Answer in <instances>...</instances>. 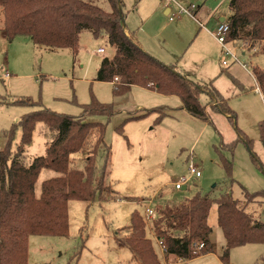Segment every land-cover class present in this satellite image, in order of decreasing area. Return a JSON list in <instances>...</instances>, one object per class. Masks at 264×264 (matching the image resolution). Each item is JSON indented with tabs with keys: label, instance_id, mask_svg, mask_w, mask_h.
I'll use <instances>...</instances> for the list:
<instances>
[{
	"label": "rangeland",
	"instance_id": "374dc122",
	"mask_svg": "<svg viewBox=\"0 0 264 264\" xmlns=\"http://www.w3.org/2000/svg\"><path fill=\"white\" fill-rule=\"evenodd\" d=\"M86 1L109 11L106 0ZM120 1L126 25L134 37L137 36L138 29L140 37L149 43L159 45L158 40L166 42L165 51L161 50L162 55L155 52L163 58V62L145 52L167 65L168 43L170 48L181 50L173 59V63H179L183 58L182 54L192 45L195 38L198 26L194 20L184 15L169 23L160 10L155 14L160 0ZM174 1L195 3L202 7L201 10H209V13L222 2L219 13L227 16L229 11L226 0H207L204 4L201 0ZM150 14L151 23L149 17L142 26L143 18ZM218 24L219 22L212 18L206 24L205 31L214 32ZM2 27L0 10V33H3ZM183 35L188 38L185 46ZM207 36L219 50L218 53L211 54L208 64L197 60L187 65L186 69H178L192 82L202 85L213 82L222 95L220 96L234 112L237 130L252 141L251 153L264 167V148L260 142L258 128L259 123L264 121V101L258 94H253L252 89L256 84L250 76L251 73L254 76L255 72L264 71V52L261 50L264 43L257 48L258 54L248 57L251 60L247 58V62H243L244 58L238 57L237 50L229 44V48L239 59V63L234 64L239 66L230 64L229 69H224L220 74L221 48L210 34ZM244 44L249 47V43ZM99 48L105 50L104 55L97 54ZM112 53L113 48L104 37L96 39L88 31L80 34L79 50L75 58L68 49L49 50L38 47L25 36H16L12 41L5 40L4 45H0V152L9 153V163L21 139V129L18 125L21 117L38 108L7 103L30 98L52 112L79 117L82 112L80 106L88 104L93 96L102 104H112L115 111L109 120L101 116L86 120L106 124L104 140L107 149L97 155L95 164L101 169L104 157L110 154V175L106 183L108 182L107 185L113 193L107 197L102 195L104 200L99 201L96 198L91 203L70 200L67 209V236H31L28 241L27 264H137L117 238L123 237V228L130 225L131 213L136 211L143 216L148 207V200L157 192H161L168 202H163L157 197L151 203V208L175 205L170 202L191 198L198 191L213 198L227 192L239 201L244 200V190L249 193L264 191L263 172L252 161L247 148L241 142L235 143L232 153L222 151V144L230 145L237 139L235 127L228 121L227 115L206 108L211 120V124H208L192 119L183 112L169 113L158 121L159 115L150 113L141 119L127 121L123 125L122 134H118L116 128L127 118L143 115L167 105L163 97L139 87H132L127 95L114 98L109 83L95 81L100 60L112 56ZM192 53L189 52L188 57H191ZM241 64H245L247 70L243 69ZM213 74L214 76L208 77ZM200 102L205 105L204 97L200 98ZM12 127L13 135L9 138ZM51 140L52 133L49 129L43 123H37L31 144L25 150V162L29 163L36 157L44 156L46 144ZM93 141L90 134L83 150L74 155L73 165L76 168L83 167ZM220 155L232 164L231 179L235 181L233 184L226 178ZM190 158L199 167L201 176L192 178L185 190L174 191L173 184L178 178L187 176ZM55 176L57 174L53 171L42 170L35 183V195L39 196L43 181ZM247 208L253 218L264 222L262 203H252ZM152 222L153 220L145 223L146 236L152 241L159 262L186 264L180 261L171 262L170 257L165 258L160 246L155 242ZM208 224L212 229L214 254L194 260L190 264H223L219 257L225 241L217 226V209L214 204L209 212ZM75 255L78 259L74 258ZM229 264H264V245L233 248L229 253Z\"/></svg>",
	"mask_w": 264,
	"mask_h": 264
},
{
	"label": "trees",
	"instance_id": "16d2710c",
	"mask_svg": "<svg viewBox=\"0 0 264 264\" xmlns=\"http://www.w3.org/2000/svg\"><path fill=\"white\" fill-rule=\"evenodd\" d=\"M106 2L109 11L86 0H0L2 32L7 41L25 36L38 47L68 49L73 58L78 54L82 32L88 31L96 39L104 37L114 49V55L101 59L95 81L113 84L114 98L127 95L132 87H139L178 97L189 115L208 124L211 120L207 106L212 112L229 116L237 139L230 145L222 144V151L232 153L235 143L241 142L264 175V167L251 153L252 141L237 130L234 112L215 88L186 81L173 66L165 65L143 51L134 37L125 32L121 1ZM229 8L227 42L243 41L249 43V50H257L264 43V0H229ZM254 78L264 101V71L255 72ZM203 95L208 96V105L201 104ZM7 104L38 108L21 117L18 124L21 139L10 163L9 153L0 152V264H27L31 236H67L70 200L91 203L96 198L104 200L102 195L107 197L113 193L106 183L110 175V154L104 157L101 169L95 164L97 155L107 149L106 124L86 120L97 116L109 120L115 111L112 104H102L93 96L88 104L80 106L79 117L52 112L30 98ZM150 113L159 115L157 121L165 116L163 108L131 116L116 128V132L122 134L127 121L141 119ZM37 123H43L49 129L52 140L46 144L44 156L26 163L25 150L31 144ZM258 128L264 148V121ZM11 130L9 138L14 128ZM90 134L94 139L92 148L83 167L78 169L73 165V157L83 150ZM220 160L226 178L230 184L235 183L231 179V162L222 155ZM42 170L53 171L57 176L43 181L40 194L36 196L35 183ZM243 198L239 201L227 192L213 198L198 191L180 204L153 207L152 233L162 243L165 258L191 261L213 252L208 225L213 204L217 209V226L225 239L219 257L223 264H229V253L233 248L264 245V222L246 212L249 204L259 202L264 205V191L249 193L244 190ZM123 233L117 241L128 249L137 264H161L152 241L146 236L145 222L136 211L131 213L130 225L123 228ZM199 244H203L200 250L197 249ZM74 258L78 259L76 255Z\"/></svg>",
	"mask_w": 264,
	"mask_h": 264
},
{
	"label": "crops",
	"instance_id": "0c3cea01",
	"mask_svg": "<svg viewBox=\"0 0 264 264\" xmlns=\"http://www.w3.org/2000/svg\"><path fill=\"white\" fill-rule=\"evenodd\" d=\"M202 2H203V4L207 1V0H201ZM227 2H228V9H229V11H228V15L227 16H225V15H223V14H221V13H219L220 12V10H221V6H222V2H219L215 7H214V9L209 13V10H207L206 8L205 9H203V10H201L202 9V7L201 6H199V5H197V4H195V3H183L182 1H179L178 3L180 4V5H184V6H186V7H189L190 5H195L196 6V10H195V12H194V16L193 17H190V16H188L189 18H192L193 20H194V22L196 23V25L198 26L197 27V29H196V34H195V38H194V40H193V42H192V45H190L189 47H188V49H186L185 51H184V53L182 54V56H183V58L179 61V63H173V59H174V57H177L179 54H180V52H181V50H174V49H172V48H170V46H169V44L167 43V54H169V58L167 59V65H170V66H173L174 67V69H175V71L178 73V74H180L186 81H188V82H190V83H192V84H195V85H200V86H207L206 84H204V85H202V84H199V83H195V82H192L191 80H189L188 79V76H186L185 74H183L182 73V71L181 70H179L178 69V67H181V68H184V69H186V66L187 65H190V63H194L195 61H197V60H200V61H202V62H204L205 64H208L209 62H210V60H211V54L213 55V54H217L218 53V49H217V47H215V45L211 42V40L209 39V37L207 36V34H210L212 37H213V32H208V31H205L206 29H205V26H206V24H208L210 21H211V19L212 18H215L216 20H217V22H223V21H227V19H228V17L231 15V9L229 8V0H226ZM160 2L161 3H158V5H157V8L155 9V14H157L158 13V11L160 10V12H161V14H162V16H165L166 17V20L169 22V23H171V22H173L176 18H178V17H181V16H184V15H181V16H177V17H175L172 21H169V19H168V17H167V14L169 13V11L170 12H173V11H176V7H175V5H173L172 3H168L166 0H160ZM182 4H181V3ZM202 4V5H203ZM122 7H123V5H122V2H121V10H122ZM151 16V14L149 15V16H147V18H143L144 19V21H142V26L147 22V20L149 19V17ZM186 16V15H185ZM200 17V18H199ZM151 21H152V18L150 17V19H149V22L151 23ZM124 23H125V32H126V34L128 35V34H133V33H131L129 30H128V27H127V25H126V17H125V19H124ZM201 25H202V27H204V28H202L201 27ZM141 26V27H142ZM203 31V32H202ZM137 36H133L134 37V39L139 43V45H140V47L143 49V51H146V52H148L149 54H151V55H153L154 57H156L157 59L159 58V60H162V62L164 61L163 60V58H161V57H159L157 54H155V52L156 53H159L160 55H162V52H161V50L162 51H165V47H166V42L165 41H160V40H158V42H159V45L157 44V45H155L154 43H149V42H147V41H145L144 39H142V37H140V32H138V29H137ZM83 33V32H82ZM1 34V36H0V45H4V43H5V40H6V38H5V36L3 35L4 33H0ZM190 34V33H189ZM210 36V37H211ZM79 38H80V36H79ZM214 38V37H213ZM183 41H184V46H185V44H186V42H188V38L186 37V35H183ZM217 42V41H216ZM146 43H148V44H146ZM244 43H246V42H243V41H234V42H232V43H230L232 46H233V49L235 50H237V55H238V57H242V58H244V59H242V61L243 62H247V58L248 57H251V56H256L258 53V51H256V50H249V47L247 48L246 46H245V44ZM219 45V44H218ZM112 48V47H111ZM263 49H264V46L262 47ZM261 48V49H262ZM105 51V50H104ZM152 51H154V52H152ZM264 51V50H263ZM262 51V52H263ZM189 52H193L192 53V56L191 57H188L189 55ZM105 53V52H104ZM97 54H99V53H97ZM222 54V53H221ZM101 55H104V54H101ZM114 55V49H113V53H112V56ZM175 55V56H174ZM112 56H110V57H107V58H112ZM165 59V58H164ZM223 59V58H222ZM249 59V61L251 60V58H248ZM101 61V60H100ZM221 62H222V60H221ZM165 63V62H164ZM99 64H100V62H99ZM99 64H98V66H99ZM230 64H234L232 61H229V63H228V65L226 66V67H224V66H222L221 65V63H220V66H221V68H220V74H222L223 73V71H224V69L225 70H227V69H229V67L231 66ZM230 65V66H229ZM232 66H239V65H236V64H234V65H232ZM231 68H233V67H231ZM255 68H257V67H255ZM212 69H213V71H214V66H212ZM253 70H255L254 69V67L252 68ZM257 69H259V68H257ZM216 71V70H215ZM7 75V77H8V73L6 74ZM212 76H214V74L213 75H210V76H208V77H212ZM250 76L251 77H253L254 78V76L252 75V73L250 74ZM207 77V78H208ZM206 79V78H205ZM203 81V80H202ZM202 81H201V83H202ZM254 83L256 84V87L255 88H253L252 89V92H253V94H258V96H260L261 98H262V95H261V93H260V90H259V88L257 87V83H256V81H255V78H254ZM110 84V83H109ZM111 86H113V84H110ZM209 86H212L213 88H215L214 87V85H213V82H210L209 84H208ZM257 89L259 90V91H257ZM144 90H147V89H144ZM215 90L218 92V90L215 88ZM147 91H149V92H152V93H154V94H156V95H159V96H161V97H163L164 98V100H165V103H166V105L167 106H164V115H165V117L166 116H168L169 115V113H172V114H174V112H178V113H180V112H183V113H186L189 117H191L192 119H196V118H194V117H192L191 115H189L186 111H185V109L182 107V104H181V101H179V98L178 97H176V96H165V95H161V94H158V93H156V92H153V91H150V90H147ZM130 92V91H129ZM128 92V93H129ZM219 93V92H218ZM219 95H221L220 93H219ZM222 96V95H221ZM201 97H204V100H205V105H208L209 104V100H208V96H206V95H203V96H201ZM262 101H263V99H262ZM168 105H170L169 107H168ZM171 107V108H170ZM207 108L208 109H210L209 108V106H207ZM168 111V112H167ZM211 111V110H210ZM30 112V111H29ZM28 113V112H27ZM207 113H208V111H207ZM154 114V113H153ZM156 114V113H155ZM154 114V115H155ZM209 114V113H208ZM24 115V114H23ZM158 115V114H157ZM210 116V115H209ZM227 117H229V116H227ZM196 120H198V119H196ZM108 183V182H107ZM175 191V190H174ZM178 192V191H177ZM159 198L160 197V199L163 201V202H168V201H166L164 198H163V194H161V192H157L154 196H152L151 197V199L150 200H148V202L149 201H151V203L153 202V200H155L156 198ZM186 199H189V198H186ZM186 199H182V200H180V201H177V202H170V203H174V204H180V203H182L184 200H186ZM258 204H259V202H257ZM261 204V203H260ZM246 212L248 213V214H250V212L248 211V208H246ZM251 215V214H250ZM209 217V216H208ZM209 225V224H208ZM210 227V226H209ZM221 231V230H220ZM224 238V237H223ZM209 240H210V244H211V246H212V249L214 248V246H213V241H212V229H211V234H210V236H209ZM29 241V240H28ZM224 241H225V239H224ZM253 245H255V244H253ZM253 245H245V246H253ZM224 246H225V244H224ZM255 246H257V245H255ZM162 250V249H161ZM223 250V249H222ZM214 254V249H213V252L212 253H210V254H207V255H204V256H201V257H199V258H196V259H194V260H200V259H203V258H207V257H209V256H211V255H213ZM169 260L171 261V262H173V261H180V262H183V263H186V264H190L192 261H194V260H191V261H183V260H181V259H178V258H174V257H170L169 258Z\"/></svg>",
	"mask_w": 264,
	"mask_h": 264
},
{
	"label": "built area",
	"instance_id": "2783aa9c",
	"mask_svg": "<svg viewBox=\"0 0 264 264\" xmlns=\"http://www.w3.org/2000/svg\"><path fill=\"white\" fill-rule=\"evenodd\" d=\"M169 4L172 3L176 7V11L170 12L167 14V17L169 21H172L175 17L181 16V15H186L193 17L194 12L196 10L195 5H190L189 7H184L177 3L174 0H166ZM202 27V25H201ZM204 28V27H202ZM229 34V24L227 21L220 22L218 26L214 29L213 32V37L219 44L222 52V62L221 65L226 67L229 63V61H232L233 63H239V59L236 56L235 52L229 48V44L227 42V36ZM104 49L99 48L97 49V53L99 54H104ZM241 67L245 70H247V66L245 64H241ZM7 77V75H6ZM114 81H117L115 78ZM257 91H259L257 89ZM191 155V154H190ZM192 157V156H190ZM201 176V171L197 165L193 163V160L191 158L189 159L188 162V167H187V176H181L178 178L177 182L173 184V188L175 191H181L184 187L186 188L187 185L191 182L192 178H199ZM148 207H146L144 215L142 216L143 220L145 223H149L152 221L155 217L153 208H151V201L148 203ZM155 242L160 246V248L163 249L162 243L155 238ZM203 248V244H199L197 246V249L200 250ZM164 253V251H163Z\"/></svg>",
	"mask_w": 264,
	"mask_h": 264
},
{
	"label": "water",
	"instance_id": "95a60500",
	"mask_svg": "<svg viewBox=\"0 0 264 264\" xmlns=\"http://www.w3.org/2000/svg\"><path fill=\"white\" fill-rule=\"evenodd\" d=\"M122 23L125 24L124 21H122ZM182 190H185V187Z\"/></svg>",
	"mask_w": 264,
	"mask_h": 264
}]
</instances>
